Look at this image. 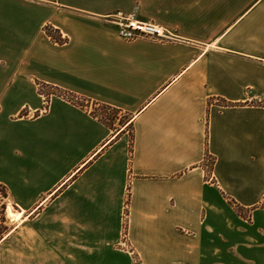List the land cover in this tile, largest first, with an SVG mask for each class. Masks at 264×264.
Returning <instances> with one entry per match:
<instances>
[{
    "label": "crops",
    "instance_id": "obj_1",
    "mask_svg": "<svg viewBox=\"0 0 264 264\" xmlns=\"http://www.w3.org/2000/svg\"><path fill=\"white\" fill-rule=\"evenodd\" d=\"M0 187V264H264V0H0Z\"/></svg>",
    "mask_w": 264,
    "mask_h": 264
},
{
    "label": "built area",
    "instance_id": "obj_2",
    "mask_svg": "<svg viewBox=\"0 0 264 264\" xmlns=\"http://www.w3.org/2000/svg\"><path fill=\"white\" fill-rule=\"evenodd\" d=\"M109 20L117 26L119 36L127 41L145 37L152 39L165 38L164 30L161 27L139 20L136 13L117 12L111 15Z\"/></svg>",
    "mask_w": 264,
    "mask_h": 264
},
{
    "label": "trees",
    "instance_id": "obj_3",
    "mask_svg": "<svg viewBox=\"0 0 264 264\" xmlns=\"http://www.w3.org/2000/svg\"><path fill=\"white\" fill-rule=\"evenodd\" d=\"M46 32L56 42L62 43L64 41L63 39L61 40V38L57 37L55 31L52 28H47ZM41 93L45 95L48 100H50L52 96H59L68 99L69 101L76 103L80 106H83V104L85 103V100L83 99L80 100V98L77 97L76 95L55 87L43 86V88L41 89ZM127 214H128V210H127ZM125 229L127 230V228Z\"/></svg>",
    "mask_w": 264,
    "mask_h": 264
},
{
    "label": "bare ground",
    "instance_id": "obj_4",
    "mask_svg": "<svg viewBox=\"0 0 264 264\" xmlns=\"http://www.w3.org/2000/svg\"><path fill=\"white\" fill-rule=\"evenodd\" d=\"M7 217L11 220V221H18L19 219V215L17 212H15L11 207H9L8 211H7Z\"/></svg>",
    "mask_w": 264,
    "mask_h": 264
},
{
    "label": "rangeland",
    "instance_id": "obj_5",
    "mask_svg": "<svg viewBox=\"0 0 264 264\" xmlns=\"http://www.w3.org/2000/svg\"><path fill=\"white\" fill-rule=\"evenodd\" d=\"M46 102L48 103L49 102V100L46 98ZM0 193L1 194H5V190H3V188H1L0 187ZM10 204H8V206H9ZM8 206H3V215H4V220L6 221V220H9V221H11L8 217H7V208H8ZM13 208V207H12ZM13 210L14 211H16V209L15 208H13ZM17 212V211H16Z\"/></svg>",
    "mask_w": 264,
    "mask_h": 264
}]
</instances>
